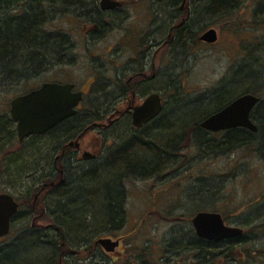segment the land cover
Instances as JSON below:
<instances>
[{"label": "flooded vegetation", "instance_id": "1", "mask_svg": "<svg viewBox=\"0 0 264 264\" xmlns=\"http://www.w3.org/2000/svg\"><path fill=\"white\" fill-rule=\"evenodd\" d=\"M196 1L200 0H0V99H4L0 104V153L11 154L17 149L37 167L27 176L33 180H24L19 193L29 196L28 211L33 221L59 212L62 199L72 193L109 187L102 177L100 186L92 187L94 171H106L110 157L118 161L127 152L130 156L132 147L142 137L146 139L150 129L159 128L160 133L166 129L167 102L179 99L173 74L175 56L186 54L188 40L208 45L202 36L209 29L218 34L213 43L219 41V30L214 27L196 30L197 24L191 21ZM30 10L36 21L33 38ZM49 19L56 20L50 31L45 28ZM62 23L70 26L63 27ZM165 69L171 72L165 76L166 83ZM45 83L72 84V92H79L82 99L74 114L47 132L20 139L12 101ZM155 94L161 103L158 115L141 127L134 125L136 108ZM211 114L203 117L201 113L192 125L193 132L211 135L213 140L215 135L224 134L221 144L230 146L231 140L225 137L234 129H247L209 131L201 122ZM7 132L12 139L5 137ZM14 143L16 147L9 148ZM5 163L10 164L9 160ZM15 200L20 210L22 204ZM175 213H155L154 219L183 217ZM194 215L186 216L181 231L172 228L165 242L149 236L151 218L143 215L130 223L122 216H106L95 223L85 218L73 222L43 219L40 224L34 221L29 231H41L45 238L28 243L43 241L51 249L44 264H212L216 252L212 246L221 241L200 237L192 223ZM20 247L16 243L17 257ZM223 252L225 248L220 246L218 254Z\"/></svg>", "mask_w": 264, "mask_h": 264}, {"label": "rangeland", "instance_id": "2", "mask_svg": "<svg viewBox=\"0 0 264 264\" xmlns=\"http://www.w3.org/2000/svg\"><path fill=\"white\" fill-rule=\"evenodd\" d=\"M230 3L227 13L219 8L214 11L212 0L193 4L195 16L191 21L197 24L196 30L202 32L214 27L219 30V41L201 45L188 40L190 45L186 54L178 53L174 57L173 74L176 73L179 85V99L167 102L163 123L166 129L160 133L159 128H153L147 132L146 139L138 137L147 142L137 139L131 155L127 152L123 160L108 158L106 171H94L91 185L100 186L102 177L109 187L125 190L123 204L128 223L150 215L152 230L149 236L161 241L171 237L172 228L181 231L186 216L194 215L196 211L220 212L226 224L241 226L245 237L237 242L233 256L226 252L218 254L219 249L212 248V251L216 249L212 256L217 255L212 257V264H264V147L240 146L229 150L221 144L224 134L215 135L213 140L211 135L192 130L202 111L216 107L221 95L229 101L247 88L256 89L264 101V53L259 47L264 40V0H228L227 4ZM55 21H46L45 28L52 30ZM61 25L70 26L68 23ZM254 47L257 48L253 56L247 55ZM255 57L263 58L256 62ZM164 74L165 81V76L171 72L165 69ZM2 101L1 98L0 104ZM15 147L16 143L9 148ZM6 153H0V192L13 194L22 205L11 233L0 238V246L11 243L15 251L17 243L22 247L18 257L12 253L13 261L21 259L28 260L25 263L44 264L51 249L28 243L33 239L29 235L32 223L40 224L44 220L33 221L28 211L29 196L19 195L24 180L28 183L33 180L27 178L29 172L37 167L29 164V156L20 155L17 149L7 153L9 156ZM7 160L10 164L5 163ZM130 161L135 165L131 166ZM109 187L82 189L80 194L73 190L75 193L62 199L61 210L54 212L57 221L73 222L85 218L93 223L101 222L108 214L104 190ZM172 211L183 217L154 219L157 218L155 213ZM172 246L175 248L174 244Z\"/></svg>", "mask_w": 264, "mask_h": 264}, {"label": "water", "instance_id": "3", "mask_svg": "<svg viewBox=\"0 0 264 264\" xmlns=\"http://www.w3.org/2000/svg\"><path fill=\"white\" fill-rule=\"evenodd\" d=\"M217 38L215 29L207 30L202 36L207 43H213ZM72 87V84L45 83L43 87L29 94L14 98L11 110L12 116L19 123L20 139L31 134L45 133L61 120L74 114L82 96L79 92H72ZM260 101L261 98L256 93H243L204 119L202 126L209 131L243 127L256 133L258 125L252 120L251 114ZM160 109L158 95H152L142 106L136 108L134 125L141 127L145 121L156 117ZM18 207L19 203L10 193L0 192V237L10 233L12 219L19 212ZM192 223L200 237L215 242L239 238L245 234L241 226L226 224L222 214L217 211H199L194 215Z\"/></svg>", "mask_w": 264, "mask_h": 264}, {"label": "trees", "instance_id": "4", "mask_svg": "<svg viewBox=\"0 0 264 264\" xmlns=\"http://www.w3.org/2000/svg\"><path fill=\"white\" fill-rule=\"evenodd\" d=\"M28 1L30 2V0H28ZM212 1L215 4L212 6L214 11H216L219 8V9H221L222 12H225V13H227V11H228L227 6L232 4V3L227 4L228 0H212ZM231 1H235V0H231ZM29 15H30L29 21H30V30H31L30 32H32L31 36L33 38V36L36 34V32L34 31V30H36V28H34L35 27L34 23L36 21L34 20L35 16L31 17V15H32L31 10H30ZM262 43L263 44H259V47L261 48V51L264 53V40ZM255 48H257V47H254L252 50H249L247 52V55L252 57L254 52H255ZM261 59L259 57H255L256 62H258ZM245 65H246V63L243 64V72L246 74L247 73V66H245ZM246 92H250L253 94L259 93L258 90H256V89H248V88L243 91V93H246ZM242 94H240V95H242ZM218 100L219 101H217L216 107H214L213 109H211L208 112L202 111L203 117L210 115L214 111L220 110L224 105H226V104L230 103V101H232V99L229 101L225 100L223 95H221V97H219ZM253 110L254 111L251 114V118L253 121H255V123H257L258 130L256 131V133L252 132L248 129H245L242 131L234 129V131H231L225 137V138L231 140V142L229 140L231 145L225 146L229 150L235 149V148L240 147V146L246 147V146H253V145L256 146L257 149H263L264 142H262V141H264V136L262 134L264 133V101L262 100V98H261L260 103ZM204 136H206V135H204ZM204 136H203L202 141L204 140ZM5 137L8 140L12 139L9 132H7V135H5ZM205 139L207 140V138H205ZM0 140H1V137H0ZM257 142H259V143H257ZM207 143H210L209 140H207ZM132 163H133V165H135L134 162H132ZM125 165H127V164H125ZM125 165L123 167H125ZM104 194H105L104 197H106L107 201H108L107 205L109 206L108 207V214L106 216H112V217L122 216V217H125L124 214L126 212H125V207L123 204L125 201V196H126L125 190H123L122 188L120 189L118 187H109V188L104 190ZM62 198H65V196H62ZM29 204L31 206V201L29 202ZM34 208H35V213H37L39 215L40 210H39L38 203L37 204L35 203ZM39 218L47 220V221H56L57 220V218L55 217V213L45 214L44 218L42 216H40ZM29 235L33 236V239H35V240L40 241L41 239H44V234L41 233V231L38 233H35V234L31 232V234H29ZM244 237H245V235L239 236V238H229L228 240H223L221 242H217L215 246H212V248H216V249L218 248L219 249L220 246H223L225 248L226 254L228 256L229 255L233 256V253H234V251L238 245L237 242L243 241ZM44 244L45 243L43 241H41V242H37L36 245L34 244V246L46 247V246H44ZM14 252H15L14 246L11 243L10 244L8 243V245H6L4 247L0 246V264H30L28 262L25 263L28 260L23 261V260L19 259L17 262L13 261L11 258H13L12 253L14 254Z\"/></svg>", "mask_w": 264, "mask_h": 264}]
</instances>
